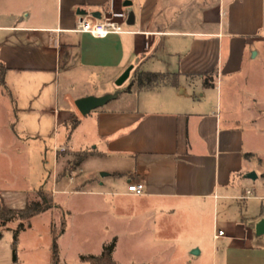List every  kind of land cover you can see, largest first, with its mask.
I'll return each instance as SVG.
<instances>
[{"label": "crops", "instance_id": "1", "mask_svg": "<svg viewBox=\"0 0 264 264\" xmlns=\"http://www.w3.org/2000/svg\"><path fill=\"white\" fill-rule=\"evenodd\" d=\"M117 9L134 15L127 33L75 31L82 17ZM0 63V97L13 108L0 123L14 141L15 122L34 139L62 127L56 149L89 153L73 180L53 182V170L40 189L55 198L74 183L70 192L107 207L114 259L129 244L148 264H264L255 233L264 218V0H0ZM130 67L172 83L128 91V80L116 82ZM109 94L118 96L86 116L75 105ZM55 162L62 167L56 150ZM134 182L145 195L128 193ZM8 228L0 264H14Z\"/></svg>", "mask_w": 264, "mask_h": 264}, {"label": "rangeland", "instance_id": "2", "mask_svg": "<svg viewBox=\"0 0 264 264\" xmlns=\"http://www.w3.org/2000/svg\"><path fill=\"white\" fill-rule=\"evenodd\" d=\"M115 12L122 11L117 9ZM141 72L143 71L140 68L133 71L125 83L124 89H128L133 82L135 83L134 86L138 88L136 79ZM0 91L5 92L1 87ZM12 110L9 95L3 99L0 97L2 117L5 118V115L12 117ZM3 124L4 122L0 123V208L3 204L10 208H24L26 194L27 201L36 199L38 189L45 184L53 170V182L73 180L77 177L76 153L70 152L67 148L56 149L58 147L56 140L63 130L62 127L52 129V133H49L51 136L34 139L32 136L25 135L15 122V134L21 138V142L17 144L18 141H14V134L9 135L3 129ZM72 124H69V128ZM55 150L56 153L60 154L62 160V167H58L57 170L54 169L56 164ZM79 181L80 179H77L76 183ZM51 183L52 179H50L48 186L51 187ZM73 184L70 183L68 193L58 192L55 196L54 201L58 210H53L56 217L54 221L51 213L41 214L34 217L30 225L21 233L18 245L21 264L50 263L53 246L52 227H54L56 234H59L57 244L62 264H87L80 260V255H99L103 251V246L108 245L113 239L114 225L108 229L105 226L108 218L103 211L108 210V208L102 207L98 201L90 202L89 199L91 198L88 196L70 192L75 188ZM59 187L62 188V186ZM46 190L54 193V188H46ZM27 191L32 192L26 193ZM107 199L111 198L108 197ZM65 211L70 212V215L67 216L66 233L62 236L60 234L61 219L63 220ZM9 226L14 229L17 227V223H12ZM5 241H10L12 244V231L5 233ZM221 246V244L217 246L220 252ZM115 259L121 264H148L146 262L149 260L147 251H133L129 244H122L117 249ZM172 264L185 263L175 262ZM192 264H214V261H212L211 256H204Z\"/></svg>", "mask_w": 264, "mask_h": 264}, {"label": "trees", "instance_id": "3", "mask_svg": "<svg viewBox=\"0 0 264 264\" xmlns=\"http://www.w3.org/2000/svg\"><path fill=\"white\" fill-rule=\"evenodd\" d=\"M6 72L7 68L0 63V86L6 88ZM167 78L166 75L159 73H149V72H141L137 75L136 83L138 88L144 89L151 85H162L167 83H172ZM134 83V82H133ZM131 83V86L133 85ZM131 86L127 89L131 90ZM76 123L72 124L71 129H74ZM89 153L80 152L76 153L77 161L75 162V167H79L84 160L88 157ZM36 199L28 200L25 208L23 209H13L3 205L0 208V231L8 228V225L12 223H18V226L15 229H12L13 232V241H12V250H13V263L18 264V245L19 238L21 233L26 229L28 225H30L31 220L34 217H37L41 214H44L48 211H51L55 208H58L57 204L54 201L53 194L47 191L46 189H40L36 193ZM62 228L60 234L65 231L66 221L63 217ZM53 233V246H52V262L53 264H60L59 259V251L57 240L59 234H56L55 229L52 230ZM116 248V240H113L110 244L106 245L103 248V251L99 255H83L81 256V260L88 264H118V262L114 259L113 254Z\"/></svg>", "mask_w": 264, "mask_h": 264}, {"label": "built area", "instance_id": "4", "mask_svg": "<svg viewBox=\"0 0 264 264\" xmlns=\"http://www.w3.org/2000/svg\"><path fill=\"white\" fill-rule=\"evenodd\" d=\"M128 15L125 12H115L111 10L110 13L100 19L82 17L75 29L79 33H87L95 38H106L112 34L127 33L122 27V23L126 22ZM128 193L136 196L145 195V186L142 183H130L128 185ZM251 192L248 191L249 196ZM224 236L223 231H218L216 238Z\"/></svg>", "mask_w": 264, "mask_h": 264}, {"label": "water", "instance_id": "5", "mask_svg": "<svg viewBox=\"0 0 264 264\" xmlns=\"http://www.w3.org/2000/svg\"><path fill=\"white\" fill-rule=\"evenodd\" d=\"M82 13L84 14V12H82ZM98 18L100 19L101 17L99 16ZM130 19H132L131 23H130ZM128 20H129V22H128L129 25L134 24V15L132 13L128 14ZM132 69H133V67H130L122 74V76L116 82L117 86L120 87V86L124 85V83L130 78V74H131ZM117 96H118V94H114V95L109 94V95H105L102 97H94V96L84 97V98L78 99L76 101L75 105H76L78 111L80 112V114L82 116H86L90 112L105 106L110 101L115 99ZM247 178L252 179V180H256L257 175L255 172H251L247 175ZM255 233L257 236H263L264 235V218L261 219L256 224ZM198 253H199V250L193 251V254H198Z\"/></svg>", "mask_w": 264, "mask_h": 264}]
</instances>
